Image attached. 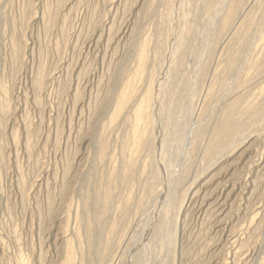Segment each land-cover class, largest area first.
Segmentation results:
<instances>
[{"label": "rangeland", "instance_id": "obj_1", "mask_svg": "<svg viewBox=\"0 0 264 264\" xmlns=\"http://www.w3.org/2000/svg\"><path fill=\"white\" fill-rule=\"evenodd\" d=\"M181 1L0 0V264H64L67 251L71 248L74 253L73 264H86L87 258H83L87 238L85 212L88 210L92 217L96 213L93 198H88L87 195L91 191L93 194L97 186L104 182H108L111 189L115 186L112 190L115 196L114 202L106 217L109 222L115 217L118 218L119 210L126 205L124 201L130 198V201H127L129 204L127 206L130 208L133 202L135 207L139 205L136 200L142 198L139 199L140 209L137 206L139 210L135 207L131 209L127 207L129 214L124 219L118 220L117 227L115 225L119 228L117 235L125 229L124 235L119 242L110 245L103 262L98 264H132L130 257L134 255L131 256L130 253H135V248L141 247L139 249L142 250L145 247L144 242H141L144 239L143 225L150 221L149 232L156 233L162 206L173 202L174 205L169 208V215H175L177 204L183 199L182 196L187 189V193L195 191V196L176 217L175 233L174 236L171 235L168 248L172 264H264V114L254 122L255 124L248 115L239 114L244 115L240 117L237 114L236 117L243 120L240 119L244 123L245 127L242 128L244 130H240L242 133L239 132L240 135L238 138L235 137L236 140L234 138L235 142H232L234 145L230 146V150L227 148L226 151L230 153L226 152V155L211 168H208L203 156L208 142L207 133L210 131L205 128L207 131L197 136L199 130L197 128L211 120L209 124H213L217 116L215 111L224 103L238 100L237 106L242 105L240 109L249 102L264 106V47L262 46L264 41L258 40L260 36H264V14H261L264 10V0L241 1L242 6L237 18H241L242 15L243 17L237 19V23L228 31V34L232 32L230 35L225 34L230 36V39L227 36L220 38L223 39L224 44L208 34L211 37L209 40L205 34L208 30L210 34L213 32L210 31L211 27L208 30L205 28L204 17L197 15L201 8L199 7L201 0L200 2L189 0L191 3H196H192L190 7L187 0H183L182 3ZM186 6L188 7L185 8ZM191 9L194 11L191 12ZM170 11L173 13V21L170 20ZM178 11L187 12L184 17L188 20H185L193 26L196 33L194 37L186 39L184 43L187 45L183 43L186 47L180 49L184 54L183 60L186 62L184 65L187 68L190 66L196 68L198 64L196 60H203L204 57L201 58L198 53L201 48H205V45L207 47L211 44L216 45L218 41L223 45L218 43L217 49L212 45V48L208 47L214 54L211 53L210 56L207 54L210 53L209 50H205L207 47L202 49L206 56L208 55L207 59L209 57L210 59L205 61L204 58V61L198 62L202 64L201 68L206 67L202 69L206 70L207 75L204 72V74L200 73L204 70L197 71L195 68H193L195 70L190 68H186V71L179 70V80L181 81L183 77L185 80L182 82L190 83L189 86V83L186 85L187 91L191 84L192 88L195 86V91L193 90V100L190 97V100L186 101L188 98L186 89L187 94L185 92L183 95L187 98L182 96L184 101L181 99L183 104L179 111H183V114L192 110L194 112L190 113L193 114L192 116L190 114L180 116L181 120L185 117L184 129L187 124L189 126L187 125L181 135V137L186 135L179 142L182 145L178 144L179 146L172 148L177 147L175 150L179 152H176L178 155L174 158L175 150L168 153V157L173 156L172 159L176 163L166 156L168 160L174 162L171 163V169L180 179L178 183L175 181L174 183L165 179L160 168L155 167L158 166L155 162L158 163L160 153L156 152V156L152 155L151 150L148 151L144 144L139 146L140 150H134L133 122L134 108L151 85L153 72L155 69L159 70L161 62L156 64V59L161 54L165 56L169 44L180 41H177V37L180 39L183 35L181 24L184 23V17L182 19L183 14ZM194 12L198 13L194 14ZM246 19H249V22L245 23ZM240 20L253 28L251 32L254 35L249 32L250 37L247 36V40H244L247 43L240 41L239 37L234 40L232 38L235 28L237 30L238 27L236 24ZM202 37L207 38L206 44ZM200 42L204 46H199ZM192 44L195 45L191 48ZM231 51L235 56L237 55V68L226 77L224 59ZM142 52L146 61L142 73L141 71L139 73L138 60ZM204 53L202 56L205 55ZM209 60H211L210 67ZM204 62L207 64L203 65ZM218 73L223 74L225 85L230 79L232 80L229 82L232 83L228 82L227 87L224 88L218 81L220 76ZM245 73H248V77L244 82L248 86L242 80ZM213 75L215 76L212 77ZM161 79L168 78L161 76ZM239 80L240 83H237ZM124 89L132 92V97L130 96L128 105L122 113L120 112V116L116 113L115 104ZM168 92V90L164 92L162 99L165 104L169 103L171 97ZM211 92L215 93L210 94ZM260 95L262 96L259 97ZM184 102H189L188 105L191 106L189 112H184L187 108ZM142 127H146L145 123ZM147 127L149 128L146 134L151 140L154 138L152 136L155 130L151 126ZM192 136L197 137L191 140ZM192 148L195 149L191 151ZM151 157L154 161L150 160ZM130 159L137 166L133 172L127 173L124 166ZM184 160L189 161L190 172L181 170V163L185 165ZM198 173L199 177H195ZM149 174L152 175L148 176ZM155 174L159 176L161 174L162 178L158 176L159 181L157 180L151 186V190H148L145 187L151 181L150 177ZM88 182L91 184L90 187L87 185ZM164 187L167 188L166 192ZM219 194L223 195L226 201L222 205L216 204L218 207L207 206V202H211L213 197ZM153 198L157 203H154ZM204 199L207 202H203ZM165 202L167 203L164 205ZM153 206H157V210ZM220 207L222 211H219ZM134 209L139 212L134 213ZM149 214L154 218H150ZM95 222L99 221L95 220ZM138 243L141 246L137 247ZM141 252H136L135 256L143 257L144 250L143 253Z\"/></svg>", "mask_w": 264, "mask_h": 264}, {"label": "bare ground", "instance_id": "obj_2", "mask_svg": "<svg viewBox=\"0 0 264 264\" xmlns=\"http://www.w3.org/2000/svg\"><path fill=\"white\" fill-rule=\"evenodd\" d=\"M183 1V0H182ZM182 1H181V3H182ZM191 1V0H190ZM192 1H194V2H196L197 0H192ZM241 1L242 0H201V6H199V7H201L198 11H199V13L197 14L196 12H194V14H197V15H202L203 17H204V19H205V28L208 30L209 29V27H211V29H210V31H212L213 33L212 34H210V33H208L209 32V30L207 31V33H205V31H204V33L205 34H207V36H208V34L209 35H213L215 38H214V40H223V39H220V38H223V37H226L227 35H230V33H232L231 31H230V33L228 34V31L230 30V29H232L233 28V25H235V23H237L236 21H237V16H239L238 14H239V9L241 8V6H242V4H241ZM251 1V0H250ZM186 2V1H185ZM189 2V0H187V3ZM194 2H192V3H194ZM198 2H200L199 0H198ZM197 2V4H199ZM252 2H255V0H253ZM176 3H177V1H176ZM175 3V4H176ZM191 2H189V7H190V5L192 4ZM244 3V2H243ZM194 4H196V3H194ZM193 4V5H194ZM260 4V3H259ZM178 6V5H177ZM185 6V5H184ZM195 7H197V5H194ZM194 6H192V7H194ZM254 6V5H253ZM188 6H186L185 8H187ZM180 8H182V6L180 7ZM243 9V8H242ZM244 9H245V7H244ZM243 9V10H244ZM264 9V8H263ZM174 10V9H173ZM172 10V11H173ZM242 10V11H243ZM251 10H253V7H252V9ZM172 11H170L171 13H170V20L171 21H173V13H172ZM177 11V10H176ZM194 11V10H193ZM192 11V9H191V12H193ZM241 11V10H240ZM264 11V10H263ZM263 11H262V13L261 14H264L263 13ZM179 12V11H178ZM177 12V15L180 13H178ZM187 12H188V10H187ZM186 11H185V13H180L181 15L183 14V16L181 17L182 19H183V17H184V14H186L187 13ZM248 12H249V10H248ZM201 13V14H200ZM242 13H244V12H242ZM241 13V14H242ZM189 14V16H190V12L188 13ZM187 14V15H188ZM175 15V14H174ZM186 15V16H187ZM252 15V14H251ZM256 15V14H255ZM191 16H192V14H191ZM241 16V15H240ZM246 16V15H245ZM249 16V15H248ZM180 17V16H179ZM196 17V19H197V16H195ZM242 17H243V15H242ZM241 17V18H242ZM176 18V17H175ZM241 18H239V19H241ZM245 18H247V17H245ZM245 18H244V20H245ZM249 18V17H248ZM185 19H187L188 20V18L186 17H184V20H183V22L184 23H182L181 25H182V27L183 28H181L182 30H183V35H182V37H180V39H178V37H177V41L178 40H180V41H178V42H176V43H172L171 42V44H169V46H168V51L166 52V54H165V56H161V55H163V54H161V55H159L158 56V58L155 60L157 63L156 64H159L158 62H161V64H159L160 66H159V70H157V69H155V71L153 72V74H152V79H151V85L148 87V89H146L147 91L145 92V94H144V96H142V99L140 100V102L135 106V108H134V122H133V126H134V130H133V136H134V138H135V140H134V143H135V146H134V150H138L139 149V146H142L143 144L144 145H146V148H147V150L148 151H150L151 150V152H152V155L154 154L155 155V153L156 152H158V153H160L159 155H158V153H157V157L159 156V158H158V163H156L155 162V164H158V166H155V167H158V168H160V172L161 173H163V175L165 176V179H167V180H171V182H177L178 183V181L180 180L179 179V177H176L175 175H176V173H174L173 172V169H171V166H172V164L175 162L174 161V159H172L173 158V156H174V158L178 155L177 153H179V152H177L176 150H175V148H177V147H175L174 149H172L174 146H177L178 144H180L179 142H180V140H182L181 138H184L183 136L181 137V135L183 134V131L186 129V127H187V125L189 126V124H187L186 125V127H185V129H184V123H185V117L183 118V120H181V118H180V116H182L183 117V115L185 116V115H187V114H190L192 111H188L189 110V108H191V106H189L188 104H189V102L191 103V101L193 100V98L192 97H194V96H192L193 95V90H194V88H195V86H194V88H192L193 86H192V84H191V86L189 87V91H187V88H186V85L189 83H185V82H182L183 80H185L182 76H183V74H182V78H181V81L179 80L180 79V77H179V74L178 73H180V71L179 70H185L186 71V65H184V60H183V53H181L180 52V49L181 48H183V46H184V48L186 47L185 45H183V43H184V41L186 40V39H188L189 37H194L195 35H196V33H195V31L193 30L194 28H193V26L191 25V24H189V22L188 21H186ZM238 19V20H239ZM181 20V19H180ZM180 20H179V22H180ZM198 20V19H197ZM243 20V21H244ZM194 21V20H193ZM249 22V19L247 20L246 19V21H245V23L246 22ZM253 21V20H252ZM263 21V20H262ZM182 22V21H181ZM196 23H197V21H195ZM203 22H204V20H203ZM240 22H242L241 20H240ZM240 22H238V24H236L238 27H237V30H236V28H235V31L234 30H232V31H234V33L232 34L233 35V40H234V38H237V37H239V40L241 41V40H243V43H245L246 41H244V40H247V36H248V34H250L249 32H251V31H253L250 27H248V25H245L243 22L241 23V24H239ZM259 22V21H258ZM257 24V23H256ZM178 25H179V23H178ZM194 25H196V24H194ZM253 26V25H252ZM257 26V25H256ZM176 27V26H175ZM196 27V26H195ZM232 27V28H231ZM178 28V27H177ZM204 28V29H205ZM262 28V27H261ZM171 29V28H170ZM203 29V30H204ZM180 30V29H179ZM184 30H186V32L184 33ZM123 31V30H122ZM194 31V32H193ZM199 31V30H198ZM202 31V30H201ZM172 33V31H169V33ZM255 32V31H254ZM258 32V31H257ZM193 33H195L193 36H192V34ZM198 33V32H197ZM203 33V32H202ZM201 33V34H202ZM227 33V35H225ZM252 33V32H251ZM167 34V33H166ZM180 34H182V32L180 33ZM253 34V33H252ZM198 35H200V33L198 34ZM225 35V36H224ZM254 35V34H253ZM168 37H169V35H168ZM203 37H206V36H203ZM202 37V38H203ZM209 37V36H208ZM228 38L230 37V36H227ZM248 37H250V35L248 36ZM125 38V37H124ZM228 38H226V39H228ZM231 38V39H232ZM171 38L169 37V40H170ZM193 39V38H192ZM197 39V38H196ZM200 39V38H199ZM204 39V38H203ZM205 39H207V38H205ZM204 39V41L203 42H205L206 40ZM211 39V37H209V40ZM230 39V38H229ZM238 39V38H237ZM262 40V41H264L263 39H264V36L262 35V36H260L259 38H258V40ZM236 40V39H235ZM238 40V41H239ZM249 40V39H248ZM251 40V39H250ZM171 41V40H170ZM189 41V40H188ZM197 41V40H196ZM196 41H194V42H196ZM200 41H202V40H200ZM221 41H218V42H216L217 44L219 43V42H221ZM224 41H226L225 39H224ZM228 41V40H227ZM226 41V42H227ZM237 41V40H236ZM254 41V40H253ZM261 41V42H262ZM202 42V43H203ZM211 42H214V41H211ZM223 42V41H222ZM225 42V43H226ZM235 42V41H234ZM249 42V41H248ZM260 42V43H261ZM189 43V42H188ZM192 43V42H191ZM199 43V42H198ZM209 43V42H208ZM207 43V44H208ZM215 43V42H214ZM237 43V42H236ZM247 43V42H246ZM263 43V42H262ZM166 44V43H165ZM184 44H186L187 45V43H184ZM204 44V43H203ZM205 44H206V42H205ZM211 44V43H210ZM216 44V45H217ZM221 44V46L224 44V42H223V44L222 43H219V45ZM230 44V43H229ZM257 44V43H256ZM195 45V44H194ZM193 44H192V46H191V48L194 46ZM212 45V44H211ZM211 45L210 46H208V47H211ZM215 45V44H214ZM214 45H212V47H215L216 48V45L214 46ZM231 45V44H230ZM229 45V46H230ZM235 45V44H234ZM241 45H242V43H241ZM199 46H204V45H201V42H200V45ZM218 46V45H217ZM225 46V45H224ZM224 46H223V48H224ZM253 46V45H252ZM262 46L264 47V44H262ZM187 47H189V46H187ZM207 46L205 45V48H206ZM204 48L205 50H209V48ZM211 47V48H212ZM219 47V46H218ZM227 47V46H226ZM233 47V46H232ZM256 47H259V46H256ZM256 47H254V50H255V48ZM261 47V46H260ZM263 47H262V49H263ZM203 48H201L200 49V52L202 51V49ZM221 48V47H220ZM243 48V47H242ZM187 49V48H186ZM197 49V48H196ZM217 49V48H216ZM235 49V48H234ZM245 49H246V47H245ZM251 49V48H250ZM261 49V50H262ZM113 50V49H112ZM184 50V49H183ZM199 50V49H198ZM198 50H197V53H198ZM212 50V49H211ZM213 50H215V49H213ZM231 50H233V49H231ZM238 50V49H237ZM248 50V49H247ZM253 50V51H254ZM259 50V49H258ZM257 50V51H258ZM92 51V50H91ZM204 51V50H203ZM202 51V52H203ZM200 52L198 53L200 56H201V58L202 57H204L205 58V61H208V59H210V57L207 59V57H208V55L206 56V53H204L205 55L204 56H202L203 55V53H202V55L200 54ZM205 52H207V51H205ZM209 52H210V50H209ZM221 52H223V51H221ZM234 52H236V51H234ZM248 52V51H247ZM259 52V51H258ZM263 52V51H262ZM189 53V52H188ZM212 52H210V53H207V54H209V56H210V54H211ZM230 53V52H229ZM238 52H236V54H237ZM240 53H241V51H240ZM239 53V54H240ZM245 54H246V50H245V52H244ZM253 53V52H252ZM260 53V52H259ZM102 54V53H101ZM192 54V53H191ZM213 54V53H212ZM225 54V53H224ZM214 55V54H213ZM227 55H228V53H227ZM251 55V54H250ZM249 55V56H250ZM254 55V54H253ZM257 55V54H256ZM255 55V56H256ZM259 56H260V54H258ZM189 56V55H188ZM198 56V55H197ZM196 56V57H197ZM200 56H198V57H200ZM206 56V57H205ZM212 56V55H211ZM218 56V55H217ZM223 56V55H222ZM248 56V55H247ZM259 56H257V58L259 57ZM109 57V56H108ZM192 57V56H191ZM236 57H237V55L235 56V53H233L232 51H231V53H230V55H228L227 57H225L226 59H224V61H225V69H224V71L226 72V77H228L227 75L230 73H232V71H235V69L237 68L236 67V65H237V63H236ZM102 58V57H101ZM146 57H145V54H144V52H142V53H140V55H139V60H138V65H139V67H138V72L140 73V71L141 70H143V67H144V65H145V61H146V59H145ZM185 58V57H184ZM204 58H203V60L202 59H200L201 61H204ZM250 58V57H249ZM256 58V59H257ZM261 58V57H260ZM196 59V58H195ZM207 59V60H206ZM216 59H217V57H216ZM219 59V58H218ZM262 59V58H261ZM190 60H192V59H190ZM200 60H196V63H198L197 64V66L199 65V63L201 62ZM251 60V59H250ZM255 60V59H254ZM253 60V61H254ZM154 61V62H155ZM198 61H200V62H198ZM217 61V60H216ZM258 61H259V59H258ZM209 62H210V64H209ZM209 62H208V64H209V67L211 66V60H209ZM218 62V61H217ZM223 62V61H222ZM221 62V63H222ZM244 62V61H243ZM248 62H249V60H248ZM255 62H257V60L255 61ZM186 63V62H185ZM189 63H192V62H189ZM194 63V62H193ZM188 64V63H187ZM205 64H207V63H205L204 62V64L203 65H205ZM246 64V63H245ZM254 64V63H253ZM252 64V65H253ZM263 64H264V62H263ZM190 65V64H189ZM195 65V64H194ZM201 63H200V67L199 68H201ZM259 65V64H258ZM156 66V65H155ZM184 66H185V69H184ZM196 66V68L195 67H193V68H195V69H197V71H201V70H204V69H202V68H204L205 66H203L200 70L198 69V67ZM220 66V65H219ZM246 66V65H245ZM248 66V65H247ZM192 66H190V67H188V68H190L191 70L193 69V68H191ZM262 67V66H261ZM264 67V66H263ZM156 68V67H155ZM187 68V69H188ZM206 68V67H205ZM214 69L216 68V67H213ZM222 68V67H221ZM220 68V69H221ZM248 68V70H249V66L247 67ZM146 69V68H145ZM195 69H193V70H195ZM207 69H208V67H207ZM256 69V68H255ZM213 70V69H212ZM248 70H245V71H248ZM205 71L206 70H204V71H202V72H200V73H205ZM255 71V70H254ZM182 72V71H181ZM188 72V71H187ZM213 72V71H212ZM211 72V73H212ZM215 72V71H214ZM219 73H220V70L218 71ZM257 72V71H256ZM261 72V71H260ZM141 73H142V71H141ZM186 73V72H185ZM190 73V72H189ZM203 73V74H204ZM207 73V72H206ZM205 73V74H206ZM210 73V74H211ZM218 73V74H219ZM223 73V72H222ZM250 73V72H249ZM254 73V72H253ZM252 73V74H253ZM151 74V73H150ZM187 74V73H186ZM195 74H197V72L195 73ZM208 74V73H207ZM206 74V75H207ZM258 74V73H257ZM263 74V73H262ZM133 75V74H132ZM212 75V74H211ZM216 75V74H215ZM215 75H213L212 77H214ZM220 75V74H219ZM237 75V74H236ZM236 75H235V78H236ZM251 75V74H250ZM249 75V76H250ZM141 76H142V74H141ZM161 76H163V77H165V78H168V79H161ZM186 76H188V75H186ZM185 76V77H186ZM196 76H198V74L196 75ZM218 76V75H217ZM232 76V75H231ZM240 76V75H239ZM238 76V77H239ZM253 76H255L254 74H253ZM261 76V75H260ZM263 76V75H262ZM150 77V76H149ZM194 76H192V78H193ZM219 78V80L218 81H220L219 83L225 88V86L227 87V84H228V82L229 81H231L232 79H228L227 81V84L225 85V81L226 80H224V76H223V74H221L220 76H218ZM225 77V78H226ZM233 77V76H232ZM248 77V73H245L244 74V77L242 76V80H243V83L245 84V82L244 81H246V78ZM259 77V76H258ZM186 78H188V77H186ZM192 78H191V81H193L192 80ZM206 78V77H205ZM230 78V77H229ZM260 78V77H259ZM161 79V80H160ZM193 79H195V78H193ZM198 79V78H197ZM200 79H201V77H200ZM210 79H212L211 77H210ZM237 79V78H236ZM235 79V80H236ZM258 79V78H257ZM128 80V79H127ZM131 80V79H130ZM138 80V79H137ZM165 80V81H164ZM180 82H182V83H180ZM238 80V79H237ZM241 80V79H240ZM240 80H239V82H237V83H240ZM254 81H255V79H253ZM129 81V80H128ZM187 81H189V80H187ZM186 81V82H187ZM198 81V80H197ZM217 81V80H216ZM234 81V80H233ZM205 82V81H204ZM203 82V83H204ZM208 82V81H207ZM250 82V81H249ZM209 83V82H208ZM229 83H232V82H229ZM248 83V82H247ZM207 84V83H206ZM242 84V83H241ZM243 84V85H244ZM127 85V84H126ZM134 85V84H133ZM190 85V83L188 84V86ZM194 85V84H193ZM201 84H198V86H200ZM209 85V84H208ZM217 85V84H216ZM245 85H247V84H245ZM244 85V86H245ZM128 86H130L129 84H128ZM131 86H132V84H131ZM215 86V85H214ZM229 86V89H230V84L228 85ZM248 86V85H247ZM197 87V86H196ZM209 87V86H208ZM212 87H213V85H212ZM234 87V86H233ZM236 87V86H235ZM262 87V86H261ZM136 88V87H135ZM192 90H191V89ZM207 88V87H206ZM251 88V87H250ZM126 89H127V87H126ZM185 89H186V91L188 92V94H187V92L185 91ZM212 89V88H211ZM244 89H246V88H244ZM125 90V89H124ZM137 90V89H136ZM166 90H168L169 92L168 93H170V99H169V103H167V104H165L164 102H163V97H164V92L166 91ZM199 90V89H198ZM214 90V89H213ZM225 90H227V89H225ZM225 90H222V92L223 91H225ZM231 90H233L232 88H231ZM238 90H240L239 88H238ZM130 91V90H129ZM138 91V90H137ZM195 91V90H194ZM204 91H205V89H204ZM210 91V90H209ZM220 91V90H219ZM230 91V90H229ZM259 91V90H258ZM261 91H263V90H261ZM186 92V93H185ZM207 92V91H206ZM227 93H228V91H226ZM225 92V93H226ZM248 92V91H247ZM183 93H185V94H187V97H186V95H183ZM205 93V92H204ZM203 93V94H204ZM214 94L215 92H211L210 94ZM235 93V92H234ZM237 93V92H236ZM131 94H132V92H128V90L126 91H123L122 90V92H121V94L119 95V98L117 99V102H116V106H115V109H116V113H118L119 115H120V112L122 113V111H124V109L126 108V106L128 105L127 103H128V101L130 100V96H131ZM195 94V93H194ZM232 94V93H231ZM242 95H243V93H242ZM251 95V94H250ZM118 96V95H117ZM182 96H184V97H186L187 99H186V101L187 100H190V97H191V101H189V102H184V104L186 103L187 104V108L185 109V111L184 112H189V113H187V114H183L182 112H180L179 110H181L180 108H181V104H183V103H181L182 101H181V99H182ZM200 96V95H199ZM218 96V95H217ZM237 96V95H236ZM239 96V95H238ZM262 95H260L259 97H261ZM132 97V96H131ZM213 97V96H212ZM212 97H211V99H212ZM257 98H258V96H256ZM237 98V97H236ZM257 98H255V99H257ZM202 99V98H201ZM219 99V98H218ZM227 99V98H226ZM231 99H232V97H231ZM183 100V99H182ZM203 100V99H202ZM214 101H215V99H213ZM225 100V99H224ZM229 100V99H228ZM227 100V101H228ZM235 100V99H234ZM233 100V101H234ZM258 100V99H257ZM262 100V99H261ZM260 100V101H261ZM184 101V100H183ZM211 101V100H210ZM223 101V100H222ZM236 101H238V100H235L234 102H232L231 103V101H230V103L228 102H226L227 104H223V105H221V107L217 110V111H215L213 108V110L215 111V113L217 112V116H216V118L214 119L215 120V122L212 124H209L210 122H212V120L210 121V122H208V123H206V125H202V123H201V127L199 128H197V130H198V134H197V131L195 130V129H193V130H195L196 132V134H197V136H199V135H201L204 131H207L208 129H209V131H210V133H205L206 134V137L208 136V138H207V144L205 145L206 147H205V150H204V152H203V156H204V158H205V160L207 161V165H208V168H211L213 165H215L217 162H218V160L219 159H221V157L222 156H224V155H226V152H229V151H226L227 150V148L230 150V146L233 144L232 142H235V140H236V138H238L239 137V135H240V133H242L241 131H243L242 130V128H244L245 126H244V123L240 120V119H238L236 116H237V114L239 115V114H244L245 116L246 115H248L251 119V122H257L259 119H260V117H261V115H263L264 114V106L263 105H259V106H257V105H255V104H258V103H255V104H252V102H249V103H251V104H249L248 103V105L247 104H245V107L243 106V108L242 109H240V107H242V105H240V107L239 106H237V103L239 102H236ZM247 101V100H246ZM255 101V100H254ZM259 101V100H258ZM224 102V101H223ZM264 102V101H263ZM213 102L211 101V104H212ZM245 103H247V102H245ZM186 104H185V106H186ZM216 104V103H215ZM241 104V103H240ZM207 105V104H206ZM213 105V104H212ZM211 105V106H212ZM238 105H239V103H238ZM194 106V105H193ZM215 106V105H214ZM263 106V107H262ZM130 107V106H129ZM199 107V106H198ZM206 107V106H205ZM207 107H208V105H207ZM216 107V106H215ZM183 108V107H182ZM185 108V107H184ZM192 108H194V107H192ZM202 108V107H201ZM131 109V108H130ZM209 109V108H208ZM198 110V109H197ZM178 111L181 113V115H180V113L178 114ZM201 111V110H200ZM133 112V111H132ZM194 112V111H193ZM203 112H204V110H203ZM210 112H211V109H210ZM126 113V112H125ZM200 113V112H199ZM209 113V112H208ZM178 114V115H177ZM198 114V113H197ZM207 114V113H206ZM214 114V113H213ZM123 115V114H122ZM128 115H129V113H128ZM133 115V114H132ZM191 115V114H190ZM193 115V114H192ZM191 115V116H192ZM202 115H204V114H202ZM243 115V116H244ZM121 116V115H120ZM188 116V115H187ZM207 116L209 117V115L207 114ZM213 117H214V115H212ZM240 116V115H239ZM243 116H240V117H243ZM190 117V116H189ZM202 117V116H201ZM194 119H196V118H194ZM206 119V118H205ZM188 120L190 121V119L188 118ZM191 120H192V117H191ZM201 120V119H200ZM204 120V119H203ZM203 120H201V121H203ZM184 121V122H183ZM196 121V120H195ZM187 122V121H186ZM207 122V121H206ZM143 123H145V126L146 127H142V124ZM188 123V122H187ZM198 123V122H197ZM249 123V122H248ZM191 124V123H190ZM193 124V123H192ZM203 124H205V123H203ZM255 124V123H254ZM195 125H196V122H195ZM144 126V125H143ZM147 126H151V128L153 129L154 128V130H155V134H154V136H152V137H154L153 139H151L150 140V138L147 136V134H146V130L149 128V127H147ZM153 126V127H152ZM198 126V125H197ZM142 127V128H141ZM194 128H195V126H194ZM205 128L207 129V130H205ZM241 130V131H240ZM187 131V130H186ZM185 132V131H184ZM240 132V133H239ZM152 133V132H151ZM171 133V134H170ZM239 133V134H238ZM191 134H193V132L191 133ZM195 134V135H196ZM238 134V136H236ZM191 136V135H190ZM196 136V137H197ZM193 137V136H192ZM191 137V138H192ZM196 137H193L191 140H193L194 138H196ZM205 137V138H206ZM236 137V138H235ZM201 138V137H200ZM234 138H235V140H234ZM199 139V138H198ZM201 140V139H200ZM188 141H190V139H188ZM187 141V142H188ZM196 141H197V139H196ZM199 141V140H198ZM203 141V140H202ZM182 142V141H181ZM189 143V142H188ZM191 143V142H190ZM196 143V142H195ZM180 145H182V144H180ZM234 145V144H233ZM179 146V145H178ZM187 146H188V144H187ZM189 146H190V144H189ZM182 147V146H181ZM185 147V146H184ZM196 147V146H195ZM232 147V146H231ZM190 148V147H189ZM181 149V148H180ZM195 148H192L191 149V151L192 150H194ZM202 149H203V147H202ZM140 150V149H139ZM174 151L175 150V152H173L174 153V155L173 156H170V158L174 161V162H171L172 160H168V153L170 152V153H172L171 151ZM179 150V149H178ZM186 150V149H185ZM200 150V149H199ZM188 151V150H187ZM186 151V152H187ZM190 151V150H189ZM202 151V150H201ZM150 152V153H151ZM177 152V153H176ZM190 153V152H189ZM230 153V152H229ZM228 153V154H229ZM103 154V153H102ZM198 154V153H197ZM196 154V155H197ZM130 155V154H129ZM128 155V156H129ZM151 155V154H150ZM149 155V156H150ZM176 155V156H175ZM194 155V154H193ZM102 156V155H101ZM156 156V155H155ZM154 156V157H155ZM168 158H167V157ZM192 156V155H191ZM240 156V155H239ZM153 157V156H152ZM151 157V158H152ZM186 157H188V156H186ZM199 157H202V156H199ZM100 158V157H99ZM130 158V157H129ZM132 158V157H131ZM150 158V160H153V158L151 159ZM169 158V159H170ZM189 158V157H188ZM191 158V157H190ZM128 159V158H127ZM155 159V158H154ZM157 159V158H156ZM187 159V158H186ZM225 159V158H224ZM199 160V159H198ZM154 161V160H153ZM155 161H157V160H155ZM231 161H233V160H231ZM138 162V161H137ZM150 162H152V161H150ZM149 162V163H150ZM184 162H185V160H184ZM189 161H187L186 160V162H185V165L184 164H182L181 163V165H182V168H181V170L183 171V172H186V171H189V169H190V164L188 163ZM153 163V162H152ZM152 163H150V164H152ZM172 163V164H171ZM176 163V162H175ZM193 163H195V161L193 162ZM198 163V162H197ZM226 163V162H225ZM224 163V164H225ZM179 164V163H178ZM228 164V163H227ZM226 164V165H227ZM254 164V163H253ZM180 164H179V166H181ZM137 165H136V163L133 161V160H129L128 162H127V164H126V166H124V167H126V169H125V171L127 172V173H130L131 171L133 172L134 171V169H136L135 167H136ZM151 166V165H150ZM203 166H205V165H203ZM224 167H225V165H223ZM152 167V166H151ZM177 167V166H176ZM221 167V166H220ZM178 168H180V167H178ZM240 168V167H239ZM145 169H146V167H145ZM153 169V168H152ZM202 169H204V167L202 168ZM213 169V168H212ZM220 169V168H219ZM156 170H157V168H156ZM239 170H241V169H239ZM100 171V170H99ZM99 171H98V173H99ZM124 171V170H123ZM137 171H139V169L137 170ZM144 171V170H143ZM149 171V170H148ZM153 171V170H152ZM180 171V170H179ZM182 171H181V173H182ZM220 171V170H219ZM223 171V170H222ZM142 172V171H141ZM150 172H151V170H150ZM159 172V173H160ZM178 172V171H177ZM190 172V171H189ZM188 172V173H189ZM197 172V171H196ZM198 172H200V171H198ZM215 172V171H214ZM245 172V171H244ZM96 173V172H95ZM145 173V172H144ZM143 173V174H144ZM155 173H156V171H155ZM158 173V172H157ZM135 174V173H134ZM138 174H139V172H138ZM142 174V175H143ZM146 174H148V173H146ZM192 174H194V173H192ZM98 175V174H97ZM106 175V174H105ZM125 175V174H124ZM141 175V174H140ZM152 174H149L148 176H151ZM190 175V174H189ZM199 173H198V176L196 175L195 177H199ZM215 175V174H214ZM213 175V176H214ZM223 175V174H222ZM95 176V175H94ZM158 176H159V174H155V176L153 175V177L151 178L150 177V179H151V181H149L148 183H147V180H146V183H147V185H146V187L145 188H148V190L151 188V186H153L154 185V183L158 180L159 181V179L160 178H162V176H161V174H160V178H158ZM163 176V177H164ZM178 176H179V173H178ZM180 176H181V174H180ZM186 175H184V177H185ZM194 176V175H193ZM261 176V175H260ZM105 177V176H104ZM103 177V178H104ZM134 177H135V175H134ZM183 176H181V178H182ZM209 177V176H208ZM263 177V176H262ZM106 178H108V177H106ZM119 178V177H118ZM117 178V179H118ZM132 178V177H131ZM111 179V178H110ZM146 179V178H145ZM174 179V180H173ZM183 179V178H182ZM185 179V178H184ZM188 179V178H187ZM197 179V178H196ZM212 179H214V178H212ZM92 180V179H91ZM108 180V179H107ZM119 180V179H118ZM126 180V179H125ZM163 180V179H162ZM195 180V179H194ZM89 181V180H88ZM93 181V180H92ZM92 181H91V183H92ZM128 181V180H127ZM164 181V180H163ZM171 182H168V183H171ZM174 182V183H175ZM183 182V181H182ZM124 183V182H123ZM159 183V182H158ZM251 184V183H250ZM87 185L90 187V182H88L87 183ZM164 185H165V183H164ZM192 185V184H191ZM219 185V184H218ZM235 185V184H234ZM156 186V185H155ZM170 186V185H169ZM174 186H176L175 184H174ZM180 186V185H179ZM220 186V185H219ZM87 187V186H86ZM115 187V186H114ZM114 187H112V189H111V185L107 182V183H101V185L99 184V186H97V189H95V191H94V193L92 194L91 192H89L90 194L89 195H91V197H89V195H87L88 196V198H93V204H94V206L96 207L95 209H96V213L94 214V216L92 217L90 214H89V212H88V210H86V212H85V214H87V228H86V235H87V238H86V245L84 246V252H83V258H87V262H86V264H98V263H102L103 262V260H104V258L106 257V255H107V252H108V250H109V247H110V245L111 244H114L115 242H119L121 239H122V237H123V235H124V230L125 229H123L122 230V232L119 234V235H117V232H118V230H119V228H116L117 227V224L119 223L118 222V220H121V219H124L128 214H129V210L128 209H131V208H133V207H135L134 206V202L133 201H135V200H133L132 202H133V206L132 207H128L127 206V204H128V202L127 201H130V198H129V200H127V201H124L125 202V207L123 208V207H121V210H119V212H118V218L117 217H115L111 222H109V221H107V216H108V212L110 211V209H111V207H112V202H114V198L113 197H115L114 196V194H113V188ZM157 187V186H156ZM162 187V186H161ZM185 187V186H184ZM215 187V186H214ZM213 187V188H214ZM170 188H171V186H170ZM174 188V187H173ZM178 188V187H177ZM212 188V189H213ZM243 188V187H242ZM92 189V188H91ZM153 189V188H152ZM161 189V188H160ZM159 189V190H160ZM163 189V188H162ZM164 189H165V187H164ZM163 189V190H164ZM167 189V188H166ZM165 189V192L167 191ZM263 189V188H262ZM89 190V189H88ZM151 190V189H150ZM177 190V189H176ZM220 190V189H219ZM87 191V190H86ZM169 191V190H168ZM186 192H185V195L184 196H182L183 197V199H181L180 200V202H178V201H175V202H178V204H177V212L175 213V215L173 216H170L169 215V208H170V206L173 204L174 205V203L172 202V204L171 203H168L167 205H165L167 202H165L164 203V205L165 206H162V210H161V216L159 215L158 217H160V218H158L159 220H158V222H159V227H158V231L156 232V233H154V234H152V233H150L149 232V230H150V221H148L146 224H144L143 225V227H142V232L144 233V239H142V243L144 242V244H145V247H144V245L142 246V247H144V249H142V250H140L139 248H141V247H138V246H141V245H139V243H138V245H137V249H139L138 251H137V249L135 248V250H136V252H139V251H142L141 253H143V250H144V255L143 254H140L139 253V255H143V257L140 259L139 257H137V256H135V253H133V254H131L130 253V255L132 256V255H134V256H132V257H130V260H131V263L132 264H172V258H171V254L168 252V248H169V242H170V238H171V235L172 236H174V233H175V226H176V217L180 214V211L182 210V209H185V206H186V204L188 203V202H190L191 200H192V198L195 196V191H193V192H190V193H187L188 192V189L187 190H185ZM211 191V190H210ZM221 191V190H220ZM156 192V191H155ZM155 192H153V194L155 193ZM158 192V191H157ZM164 192V191H163ZM164 192V193H165ZM170 192V191H169ZM203 192V191H202ZM228 192V191H227ZM149 193V192H148ZM151 193V192H150ZM159 193H161V195L163 194L162 192H159ZM168 193V192H167ZM203 193H205V192H203ZM208 193V192H207ZM143 194V193H142ZM156 194V193H155ZM170 194V193H169ZM204 195V194H203ZM253 195V194H252ZM128 196V195H127ZM152 196V195H151ZM158 196V195H157ZM172 196H174L173 194H172ZM186 196H187V200L185 201V198H186ZM200 196H202V194L200 195ZM199 196V197H200ZM207 196H209V195H207ZM206 196V197H207ZM160 197V196H159ZM162 197V196H161ZM165 197V196H164ZM168 197H170V196H168ZM175 197V196H174ZM222 197V198H221ZM140 198H142V197H139V199ZM144 198V197H143ZM152 198V197H151ZM154 198H157V197H155L154 196ZM153 198V199H154ZM233 198V197H232ZM118 199H119V197H118ZM126 199H128V198H126ZM136 200L137 202H138V204L139 205H137V206H139V209H140V204H141V202L139 203V201L140 200ZM145 199V198H144ZM150 199V198H149ZM175 199V198H174ZM199 199H201V198H199ZM257 199V198H256ZM147 200H148V198H147ZM159 200V199H158ZM162 200V199H161ZM165 200H166V198H165ZM168 200V202H169V199H167ZM176 200V199H175ZM194 200V199H193ZM141 201H142V199H141ZM150 201H152V200H150ZM149 201V202H150ZM162 201H164V200H162ZM226 201V198L225 197H223V195L221 196V194H219V195H216V196H214L213 197V199H212V201L211 202H207V201H205V199L203 200V202H207L208 204H207V206H210V205H214V206H216V204H219V205H222L224 202ZM92 202V201H91ZM116 202V201H115ZM156 201H155V199H154V203H155ZM157 203V202H156ZM161 203V202H160ZM192 203V202H191ZM130 204H132V203H130ZM137 204V203H136ZM135 204V205H136ZM152 204V203H151ZM190 204V203H189ZM200 204V203H199ZM129 205V204H128ZM163 205V204H162ZM115 206V205H114ZM123 206V205H122ZM135 207L136 209H138V207ZM147 206V205H146ZM188 206V205H187ZM213 206V207H214ZM263 206V205H262ZM127 207H128V209H127ZM150 207V206H149ZM153 207H155V206H153ZM157 207V206H156ZM155 207V208H156ZM173 207H176V206H173ZM212 207V208H213ZM216 207H218V206H216ZM88 208V207H87ZM148 208V207H147ZM154 208V209H155ZM172 208V207H171ZM118 209V208H117ZM138 209V210H139ZM210 209V208H209ZM215 209V208H214ZM219 209V211H222L223 209L220 207V208H218ZM237 209V208H236ZM135 210V209H134ZM147 210V209H146ZM156 210H157V208H156ZM174 211H176L175 209H173ZM228 210V209H227ZM145 211V210H144ZM154 211V210H153ZM152 211V213H154ZM136 212H139V211H134V213H136ZM142 212V211H141ZM157 212V211H156ZM172 212V211H171ZM188 212V211H187ZM205 212V211H204ZM147 213H148V211H147ZM217 213H218V211H217ZM142 214V213H141ZM145 214V213H144ZM151 214V213H150ZM149 214V216H151ZM155 214V213H154ZM159 214V213H158ZM225 215V214H224ZM145 216H147V215H145ZM155 216H157V214L155 215ZM202 216V215H201ZM227 216V215H226ZM142 217V216H141ZM153 216H151L150 218H152ZM209 217V216H208ZM150 218H149V220H150ZM154 218V217H153ZM220 218V217H219ZM217 219V218H216ZM260 219V218H259ZM95 220L96 221H99V222H95ZM152 220V219H151ZM220 220V219H219ZM218 220V221H219ZM201 221V220H200ZM153 222V221H152ZM151 222V223H152ZM156 222V221H155ZM154 222V223H155ZM202 222V221H201ZM139 224V223H138ZM156 224V223H155ZM115 225H116V227H115ZM215 225V224H214ZM154 228V227H153ZM152 231V230H151ZM218 232V231H217ZM149 233V234H148ZM142 237H143V235H141ZM140 238V237H139ZM207 239V238H206ZM140 241V240H139ZM140 242V243H141ZM123 244V243H122ZM241 244V243H240ZM211 245V244H210ZM121 246V245H120ZM123 247V246H122ZM111 249V248H110ZM228 249V248H227ZM205 251V250H204ZM138 254V253H137ZM209 255V254H208ZM127 256H129V254L127 255ZM239 257V256H238ZM129 258V257H128ZM73 259H74V253H73V250H72V248L71 249H69L68 251H67V254H66V257H65V261H64V264H73ZM129 260V261H130ZM253 261V260H252Z\"/></svg>", "mask_w": 264, "mask_h": 264}]
</instances>
